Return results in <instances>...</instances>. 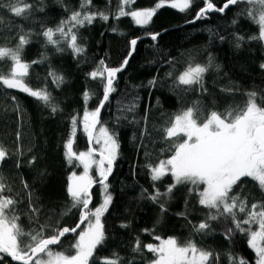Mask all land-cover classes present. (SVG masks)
<instances>
[{
	"label": "trees",
	"instance_id": "1",
	"mask_svg": "<svg viewBox=\"0 0 264 264\" xmlns=\"http://www.w3.org/2000/svg\"><path fill=\"white\" fill-rule=\"evenodd\" d=\"M27 2L33 8L24 18L3 6L9 0H0V46L14 49L19 37L26 35L29 43L23 48V61L31 63L47 57L43 62L31 65L27 82L33 88H43L46 84L54 98L53 103L60 110L53 113L43 102L18 89L0 87V143L8 151L5 161L0 164V174L11 189L9 192L6 188L4 195L18 201L16 213L24 230H39L45 226L44 235L50 236L58 227L73 228L79 222L78 210L61 216L71 204L66 191L69 176L72 172L80 174L83 171L81 165L69 164L65 157L64 145L74 127L71 118L76 116L82 121L85 108L94 110L103 97L101 81L88 74L100 61L109 67H119L131 52V41L138 39L128 64L116 77V91L110 95L100 117L99 126H105L116 135L119 149L113 175L107 181L113 200L102 217L107 239L94 255L110 257L118 253L122 264H150L155 256L143 246L158 243L154 237L160 236L175 237L181 243L193 239L198 247L218 254V264H229V254L255 264L256 256L248 246L247 235L238 231L231 238L225 235L227 229L233 227L231 221L211 222V231L206 235L194 231L193 226L205 219L208 210L198 203L195 192H189L191 185H177L170 196L161 197L157 202L149 199L156 189L166 192L174 181L171 174L152 181L147 167L172 154L170 146L174 141L166 142L161 129L168 126L175 114L197 102L207 116L211 111L224 113L229 109L243 108L247 93L255 92L257 104L264 107V68H261L264 42L248 39L259 34L258 25L247 17L250 5L241 0L224 13L209 12L197 20L196 14L205 6L204 0H194L185 12L165 5L148 25L139 26L130 16L114 18L120 0H91L85 11H103L109 19L105 21L97 16L91 24L79 27L77 44L85 50L77 55L63 41L59 46L64 50L57 51L56 46L46 42L43 32L48 28L55 29L61 20L79 11L81 0ZM157 2L135 0L130 7L133 10L147 9ZM212 2L221 7L225 0ZM125 10H128L127 6ZM233 20L237 23L233 24ZM114 27L117 28L115 32L112 31ZM150 33L159 35L152 40ZM235 34L245 38L239 48L236 47ZM53 38L59 39V35ZM209 56L213 58V67L203 77L206 91L199 85L191 89L174 86L189 62L205 65ZM11 67L7 59L0 63V70L5 73ZM50 71L64 78L59 87L52 83L48 75ZM169 72L171 76L167 75ZM153 79L156 83L149 84ZM86 91L94 93L87 102L83 97ZM131 103L136 104L135 110L126 111L125 106ZM117 117L121 118L118 120ZM75 132L74 150L87 151V135L82 123L75 125ZM94 145L98 149L95 142ZM33 156L36 160L29 164ZM93 176L98 179L96 171ZM24 182L29 189H25ZM28 190L32 192V204L38 205V214L29 211ZM144 190L147 191L142 196ZM233 194L246 197L249 209L253 203H264V192L251 178H242L241 186L236 187ZM92 195L90 207L94 209L102 203V187L96 185ZM244 218L245 214H239V219ZM121 224L129 226L124 228ZM145 229L151 231L145 232ZM78 232L66 234L61 243L52 248L72 254ZM137 237L141 241L140 252L133 251ZM2 264L16 263L5 255Z\"/></svg>",
	"mask_w": 264,
	"mask_h": 264
},
{
	"label": "snow or ice",
	"instance_id": "2",
	"mask_svg": "<svg viewBox=\"0 0 264 264\" xmlns=\"http://www.w3.org/2000/svg\"><path fill=\"white\" fill-rule=\"evenodd\" d=\"M194 0H158L154 7L140 10L131 9L135 0H120L116 19L130 16L134 23L139 26L148 25L154 14L166 4L181 12L188 11ZM241 0H225L223 6L217 7L212 0H204L205 6L200 8L196 14V19L207 15L210 11L224 13L229 6H235ZM250 7L247 9V17L259 27V34L249 37V40L264 41V0H245ZM91 0H81L80 10L74 11L66 20H61L55 28H48L43 32L46 42L56 46L57 51H63L59 45L61 41L68 44L74 54L84 52V48L77 44V31L79 27L91 24L99 16L107 21L109 15L103 11H85L90 7ZM18 17H26L33 5L27 0H9L3 5ZM128 7L126 11L125 8ZM42 10V9H41ZM233 24L237 21L233 20ZM112 31H117L113 28ZM211 31V30H210ZM58 34L59 39H54ZM152 40H156L159 33L149 34ZM223 39V37H221ZM236 47L239 48L244 37L235 34ZM29 43L26 35L19 37V42L14 49L0 46V63L5 59L12 64L10 70L5 73L0 70V87L7 89H18L23 93L35 98L38 102H43L46 107H50L53 113L59 111V106L53 103V97L43 88H33L29 85V69L32 64L41 63V60L25 62L22 59L23 48ZM137 43L136 39L131 41L133 49ZM131 56V52L129 53ZM128 64L126 58L119 67H109L104 61H100L95 70L88 75L92 79H99L103 88V97L99 100L98 106L89 111L85 108L82 121H78L76 116L71 118L74 126L70 138L65 142V157L69 164L78 162L83 166V172L77 174L72 172L69 176L67 194L71 204L61 216L69 215L73 210L79 211V223L75 227H63L53 230V234L45 236V226L39 230L25 231L19 223L20 216L16 213L18 201L11 196H5L4 192L11 191L4 183V178L0 174V264L4 256L10 257L19 264H122V258L118 253H113L110 257H96L94 254L98 247L103 246L107 237L105 226L102 220L112 203L113 196L108 191V176L112 173L113 162L117 158L119 143L115 134L101 125L96 132L97 125L101 124L100 112L106 103L109 102L110 95L116 91L114 82L117 73L124 70ZM213 67V58L209 56L205 65L189 64L176 78L174 86H186L191 89L194 85H199L203 91V77ZM219 67L218 65L216 66ZM264 68V64H261ZM49 77L56 87H59L64 78L57 75L55 71L49 72ZM171 76L172 73H167ZM155 79L149 81L154 85ZM230 91V89H222ZM94 93L86 91L83 94L87 102ZM247 103L243 108L229 109L224 113L211 111L204 115L202 107L197 102L192 107L175 114L174 118L168 122V126L161 129L164 133V140L174 141L170 146L171 155L160 160L156 165L149 164L147 167L151 171L152 181H159L162 177L171 174L173 183L168 186L167 191L161 193L156 189L154 194L149 195V199L157 202L161 197L170 196L172 190L177 185H191L189 192L198 195V203L208 210V215L198 225H194V231L198 234H208L211 231L213 221H231L233 227L225 232L228 238L238 231L248 236V246L255 253V264H264V203H253L249 209L247 198H242L240 194H233L236 187L242 184V178H251L258 182V186L264 192V107L257 104V93H247ZM15 99V97H13ZM135 103L125 106L126 111H134ZM19 108V105H17ZM121 117H117L119 120ZM126 118V117H125ZM82 123L83 132L87 135L89 142L101 144L99 159H96L97 149L90 147L87 151L74 150L75 125ZM8 151L0 143V164H2ZM36 157L33 156L28 161L33 164ZM17 163V167H19ZM93 166L98 170V179L90 174ZM99 184L103 189L102 203L94 209L90 207L92 203L91 190L94 184ZM202 186V188H201ZM25 189L29 186L24 182ZM147 190L142 192V196ZM32 192L28 190L29 211L38 214V205L32 204ZM163 210L164 206L161 204ZM239 214H245L243 220L239 219ZM83 226V227H82ZM128 224H121L127 228ZM253 226H256L255 228ZM76 242L72 245L74 254H66V251H53L52 246H58L61 239L68 233H77ZM145 232L151 230L145 229ZM158 243H148L143 247L153 253L155 258L150 264H218L219 255L207 251L197 246L193 239L181 243L175 237L162 238L155 236ZM27 241V242H25ZM134 252H140L141 241L136 238L133 247ZM229 264H249L243 257L228 256Z\"/></svg>",
	"mask_w": 264,
	"mask_h": 264
},
{
	"label": "water",
	"instance_id": "3",
	"mask_svg": "<svg viewBox=\"0 0 264 264\" xmlns=\"http://www.w3.org/2000/svg\"><path fill=\"white\" fill-rule=\"evenodd\" d=\"M230 7V6H229ZM210 12H216V11H210ZM209 13V12H208ZM195 20H197V19H195ZM151 37V36H150ZM137 42H138V39H137ZM133 53H134V49H133V46L131 47V56L133 55ZM131 56H128V61H129V59L131 58ZM126 67V66H125ZM125 67H124V69H125ZM122 72V71H121ZM120 72V73H121ZM119 73H117V75H118ZM103 109H104V107L101 109V112H100V117H101V113H102V111H103ZM100 117H99V119H100ZM99 125L100 124H98L97 125V129H96V132H97V130H98V127H99ZM87 143H88V147L90 148V147H93V148H96L95 147V145H94V141L93 142H89V140H88V138H87ZM96 156L98 157V158H100L99 157V151L97 150V153H96ZM114 167H115V164H114V162H113V170H112V173L108 176V180L111 178V176L113 175V172H114ZM107 180V181H108ZM96 185H99L98 183L97 184H94L93 185V188H92V190H91V195H92V191H93V189H94V187L96 186ZM92 203H93V195H92ZM92 203L90 204V206L92 205ZM79 223V222H78ZM83 227V226H82ZM79 231V229L77 230V232ZM68 234H70V235H73V234H75V233H68ZM63 240V238L61 239V241ZM61 243V242H60ZM52 247H56V246H52ZM11 259V258H10ZM12 260V259H11ZM13 261V260H12ZM14 263H16V264H19V262H15V261H13Z\"/></svg>",
	"mask_w": 264,
	"mask_h": 264
},
{
	"label": "rangeland",
	"instance_id": "4",
	"mask_svg": "<svg viewBox=\"0 0 264 264\" xmlns=\"http://www.w3.org/2000/svg\"><path fill=\"white\" fill-rule=\"evenodd\" d=\"M166 5H167V4H166ZM167 6H168V5H167ZM263 42H264V41H263ZM99 127H100V126H99ZM104 127H105V126H104ZM98 130H99V128H98ZM98 130H97V134H98ZM102 143H103V142L101 141V144H97V146H98V149H97V150H98V151H99L100 148L102 147ZM95 158H96V159H99L97 156H96ZM76 163H77V165H79L78 162H76ZM81 166H82V165H81ZM82 168H83V166H82ZM95 171H96V173L98 174V170L96 169L95 166H93V169L91 170L90 174L93 175V173H94ZM82 172H83V171H82ZM82 172H81V173H82ZM81 173H80V174H81ZM77 174H78V173H77ZM78 175H79V174H78ZM93 177H94V176H93ZM255 227H256V226H255ZM77 236H78V235H77ZM76 239H77V237L75 238V242H76ZM52 250H53V251H57V250H54L53 248H52ZM72 254H74V250H73V253H72Z\"/></svg>",
	"mask_w": 264,
	"mask_h": 264
}]
</instances>
